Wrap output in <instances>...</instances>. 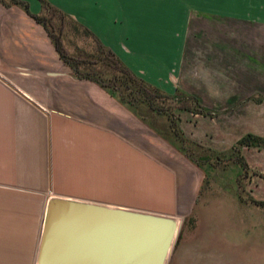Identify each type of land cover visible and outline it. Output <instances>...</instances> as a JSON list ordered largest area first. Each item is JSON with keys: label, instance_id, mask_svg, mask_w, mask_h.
Returning <instances> with one entry per match:
<instances>
[{"label": "crops", "instance_id": "obj_1", "mask_svg": "<svg viewBox=\"0 0 264 264\" xmlns=\"http://www.w3.org/2000/svg\"><path fill=\"white\" fill-rule=\"evenodd\" d=\"M10 1L0 2V264H36L52 198L176 217L194 195L192 169L185 166L184 178L157 158L153 149L179 155L155 127L76 78L44 28ZM17 1L40 14L38 0ZM45 1L85 26L144 82L168 95L190 94L206 107L191 86L208 62L196 59L195 42L225 37L227 24L250 26L261 38L249 50L263 51L250 59L264 63L262 0ZM233 34L239 38L242 30ZM219 80L227 83L225 75ZM226 94L224 88L219 99L242 98Z\"/></svg>", "mask_w": 264, "mask_h": 264}, {"label": "rangeland", "instance_id": "obj_2", "mask_svg": "<svg viewBox=\"0 0 264 264\" xmlns=\"http://www.w3.org/2000/svg\"><path fill=\"white\" fill-rule=\"evenodd\" d=\"M226 26L230 33L225 37L193 45L196 59L208 61L199 73L201 77L196 78L198 82L191 85L193 94L209 106L197 99L199 104L195 106L177 90V97L163 104L166 112H151L143 106L131 109L161 132L179 156L149 145L147 148L181 177L185 178V166L196 177L189 205L184 201L183 209L174 217L179 232L166 264H264V206L257 204L264 203V150L241 151L244 168L236 163L233 150L246 133L264 135V93L255 92L258 87L264 88L258 82L264 77V63L259 58L250 59L263 51L249 50L261 36L256 37L250 26ZM239 30L242 34L238 38L233 32ZM224 75L226 84L219 82ZM224 88L227 96L242 98L219 99ZM183 100L192 109L203 107V114L178 110ZM168 112L174 118L177 137L170 132ZM186 179L189 185L191 179Z\"/></svg>", "mask_w": 264, "mask_h": 264}, {"label": "water", "instance_id": "obj_3", "mask_svg": "<svg viewBox=\"0 0 264 264\" xmlns=\"http://www.w3.org/2000/svg\"><path fill=\"white\" fill-rule=\"evenodd\" d=\"M173 217L78 201L49 200L37 264H166Z\"/></svg>", "mask_w": 264, "mask_h": 264}, {"label": "trees", "instance_id": "obj_4", "mask_svg": "<svg viewBox=\"0 0 264 264\" xmlns=\"http://www.w3.org/2000/svg\"><path fill=\"white\" fill-rule=\"evenodd\" d=\"M38 1L41 6V12L38 15L31 14L26 3L17 0L10 2L21 8L44 28L59 59L76 78L96 84L130 112L132 107L141 106L151 112H166L163 104L176 98L177 94L168 95L138 78L85 26L74 21L47 1ZM181 95L186 101L191 100V103H195V106L199 104L194 97L185 93H181ZM185 100L180 103L178 110L203 114L205 110L203 107L192 109L183 104L186 103ZM131 113L144 123L139 115ZM166 116L170 122L172 133L177 137L173 116L169 112ZM242 148H264V138L246 134L233 146L238 159L236 163L244 168L246 165L239 155ZM257 204L264 206V203L257 202Z\"/></svg>", "mask_w": 264, "mask_h": 264}, {"label": "bare ground", "instance_id": "obj_5", "mask_svg": "<svg viewBox=\"0 0 264 264\" xmlns=\"http://www.w3.org/2000/svg\"><path fill=\"white\" fill-rule=\"evenodd\" d=\"M174 221L176 223V227H178V229H179V222L176 219H174ZM36 264H37V262H36Z\"/></svg>", "mask_w": 264, "mask_h": 264}, {"label": "snow or ice", "instance_id": "obj_6", "mask_svg": "<svg viewBox=\"0 0 264 264\" xmlns=\"http://www.w3.org/2000/svg\"><path fill=\"white\" fill-rule=\"evenodd\" d=\"M238 2H243V0H238ZM262 6H264V0H262Z\"/></svg>", "mask_w": 264, "mask_h": 264}]
</instances>
